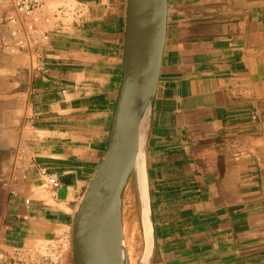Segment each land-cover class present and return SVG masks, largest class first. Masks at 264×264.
<instances>
[{
	"label": "crops",
	"instance_id": "0c3cea01",
	"mask_svg": "<svg viewBox=\"0 0 264 264\" xmlns=\"http://www.w3.org/2000/svg\"><path fill=\"white\" fill-rule=\"evenodd\" d=\"M59 1L81 18L21 32L14 52L0 24V252L62 245L75 264L72 222L107 148L127 0ZM148 124V264H264V0H168ZM124 197L127 261L141 264L137 192L127 223Z\"/></svg>",
	"mask_w": 264,
	"mask_h": 264
},
{
	"label": "water",
	"instance_id": "95a60500",
	"mask_svg": "<svg viewBox=\"0 0 264 264\" xmlns=\"http://www.w3.org/2000/svg\"><path fill=\"white\" fill-rule=\"evenodd\" d=\"M167 12L168 0H139L132 19L130 0H127L122 80L107 148L103 163L83 193L72 222L75 264H98L97 249L101 239L115 223L122 228V199L131 175L130 133L148 102L150 117L160 74ZM137 198L142 219L143 207ZM114 245L115 239H111V251ZM116 262L115 259L113 264Z\"/></svg>",
	"mask_w": 264,
	"mask_h": 264
},
{
	"label": "built area",
	"instance_id": "2783aa9c",
	"mask_svg": "<svg viewBox=\"0 0 264 264\" xmlns=\"http://www.w3.org/2000/svg\"><path fill=\"white\" fill-rule=\"evenodd\" d=\"M0 24H9L13 27L11 38L18 40L16 45L8 46L9 52H14L21 46L19 34L35 31L39 27L52 28L67 15L81 18L82 5L72 6L59 0H0ZM21 30V31H20ZM43 38L47 34L43 33ZM46 185L52 189L59 186L53 177L46 178ZM26 203H28L26 201ZM55 246V245H54ZM53 245L41 246L37 251L28 253L24 250H13L10 253L0 252V264H62L64 260V247L58 245L54 250Z\"/></svg>",
	"mask_w": 264,
	"mask_h": 264
},
{
	"label": "bare ground",
	"instance_id": "6f19581e",
	"mask_svg": "<svg viewBox=\"0 0 264 264\" xmlns=\"http://www.w3.org/2000/svg\"><path fill=\"white\" fill-rule=\"evenodd\" d=\"M139 0H130V15L133 19L137 13ZM149 102L145 105L142 114L140 115L138 121L132 126L130 133V159L129 168L135 179V190L137 196L140 198L143 214L142 219H140L142 238L144 243V253L141 258V264H148L151 252H152V234L151 226L149 220V210H148V188H147V173H146V161L144 153V144L146 139V132L149 121ZM111 239H115L114 251L110 250ZM122 240L123 232L122 228L118 223H115L110 227L104 237L101 239L98 249H97V261L98 264H113L116 259V264H128L126 249L123 258L122 254ZM125 246V244H123ZM124 251V248H123ZM126 259V262L125 260Z\"/></svg>",
	"mask_w": 264,
	"mask_h": 264
},
{
	"label": "rangeland",
	"instance_id": "374dc122",
	"mask_svg": "<svg viewBox=\"0 0 264 264\" xmlns=\"http://www.w3.org/2000/svg\"><path fill=\"white\" fill-rule=\"evenodd\" d=\"M135 179H134V175H130V178H129V180H128V183H127V186H126V189H125V193H124V195L123 196H125L124 197V203H125V206H124V208H125V211H124V220H125V222L127 223V220H128V216H127V213H128V208L127 207H129V206H131L132 207V200H128V195H133V194H135ZM127 208V209H126ZM130 210H132V212H133V209H130ZM126 211H127V213H126ZM124 244V241L122 240V254H123V258H124V255H125V246L123 245ZM123 248H124V251H123ZM125 261H126V259H125Z\"/></svg>",
	"mask_w": 264,
	"mask_h": 264
}]
</instances>
